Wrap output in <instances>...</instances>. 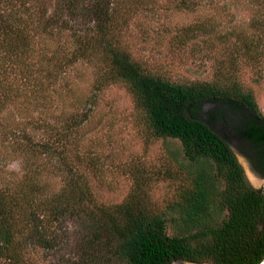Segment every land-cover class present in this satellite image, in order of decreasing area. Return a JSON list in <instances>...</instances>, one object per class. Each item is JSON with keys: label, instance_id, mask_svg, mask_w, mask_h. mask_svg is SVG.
Here are the masks:
<instances>
[{"label": "trees", "instance_id": "16d2710c", "mask_svg": "<svg viewBox=\"0 0 264 264\" xmlns=\"http://www.w3.org/2000/svg\"><path fill=\"white\" fill-rule=\"evenodd\" d=\"M203 1L0 0V111L14 106L20 114L33 115L43 106L42 118L35 121L47 134L41 140L24 134L16 143L23 169L0 185V264H42L32 251L55 248L56 237L48 236L51 226L67 218L75 222L77 236L62 264L264 260V186L256 188L245 179L225 129L234 137H251L264 168V114L253 90L224 68L211 80L175 79L151 69L123 38L135 17L179 8L196 11ZM223 8L211 15L199 10L180 24L165 21L161 33L169 31L168 41L182 45L204 35L226 41L233 31L223 25ZM141 24L147 30L150 22ZM251 25L264 29V6L254 10ZM238 37L235 58L258 60L260 40L246 32ZM78 59L94 65L101 84L127 87L152 135L181 142L192 176L166 209L153 206L138 190L120 203L97 201L86 172L96 165L85 153L84 139L85 150L71 140L80 134L84 117L69 109L48 117L49 90ZM52 153L63 171L58 189L49 188L42 161Z\"/></svg>", "mask_w": 264, "mask_h": 264}, {"label": "rangeland", "instance_id": "374dc122", "mask_svg": "<svg viewBox=\"0 0 264 264\" xmlns=\"http://www.w3.org/2000/svg\"><path fill=\"white\" fill-rule=\"evenodd\" d=\"M221 6H224L221 12L223 25H231L233 31L226 41L221 42L217 35L215 38L204 35L201 36L202 40H190L182 45L168 41L169 31L161 33L163 31L160 28H163L165 21L169 26L180 24L195 17L199 10V13L211 15ZM263 6L264 0L261 4L253 0H204L196 11L179 8L161 11V14L157 13L148 19L135 17L123 32V38L129 49L139 58L142 57L151 69L167 72L175 79L211 80L223 68L231 71L253 90L264 114V29L251 25L254 10ZM143 20L150 22V32L141 24ZM220 30L221 27L214 29ZM241 32H246L255 42L260 40L261 55L253 63L241 57L239 60L235 58ZM57 79L58 87L49 90L52 97L47 103L48 117L54 118L67 109L79 113L80 118L84 117L80 134L71 140L80 142L85 150L82 144L84 139L85 153L91 156L92 164L97 166L92 170L87 167L86 171L97 201L106 205L120 203L138 190L142 191L141 194L144 192L148 202L158 209L169 207L182 185L188 182L187 178L192 176L189 172L192 168L184 158L181 142L152 135L144 125L141 113L135 108L133 96L127 87L121 83L101 84L99 73L92 63L75 60ZM209 107L210 104H206L204 110L207 111ZM41 110L43 106L39 110H32L33 115L26 112L20 114L14 106L0 111V185L5 179L19 175L23 169V160L17 153L16 143L24 138V134L28 133L36 140L47 137L43 133L42 122L35 121L42 118ZM230 144L236 147L233 150L242 164L245 163L242 152L235 150L239 149L238 143L230 139ZM52 155L44 154L42 161L49 177L45 176L50 182L49 188L58 189L63 184V171ZM70 155L75 157V150ZM80 168L86 170L84 165ZM78 171L81 172L80 169ZM245 172L256 188L264 186V175L255 178L252 170L247 169ZM51 230L53 232L48 236L56 237L55 248H37L32 251V257L42 264H62L76 240L75 222L67 218L61 223H54ZM169 232H172L171 228Z\"/></svg>", "mask_w": 264, "mask_h": 264}, {"label": "flooded vegetation", "instance_id": "af4514ba", "mask_svg": "<svg viewBox=\"0 0 264 264\" xmlns=\"http://www.w3.org/2000/svg\"><path fill=\"white\" fill-rule=\"evenodd\" d=\"M218 124V122H217ZM223 123H219L220 127H222ZM226 131L228 132V134L230 135V137L232 138V140H234L235 142L238 143V147L241 150L242 153H244L247 158L249 159L252 168L254 169V171L258 174V175H264V168L263 166H261L260 162V158L258 155V150L260 149V147H258L259 145H256L252 142V138L251 137H234L235 135L233 133H231L230 131H228V129L225 127ZM245 134L247 135V131L245 132ZM178 264H190L189 261H185V260H179Z\"/></svg>", "mask_w": 264, "mask_h": 264}, {"label": "water", "instance_id": "95a60500", "mask_svg": "<svg viewBox=\"0 0 264 264\" xmlns=\"http://www.w3.org/2000/svg\"><path fill=\"white\" fill-rule=\"evenodd\" d=\"M231 146H232V148L234 149V148H236L234 145H232L231 144ZM237 152H239V150L240 149H235ZM241 151V150H240ZM241 153V152H240ZM241 154H243V156H242V158H243V161H245V163H243L242 164V162L240 161V163L242 164V166H243V168H244V170H252L254 173H253V176L255 177V178H257V177H260V175H258L255 171H254V169L252 168V165H251V163H250V161H249V159L247 158V156L244 154V153H241ZM236 155H237V153H236ZM237 157H238V155H237ZM239 159V158H238ZM248 174V173H247ZM252 175V174H251ZM248 176V175H247ZM250 176V175H249ZM179 261V260H178ZM178 261H174L172 264H178ZM189 263L190 264H201V263H198V262H190L189 261ZM203 264H207V263H203ZM260 264H264V260L260 263Z\"/></svg>", "mask_w": 264, "mask_h": 264}, {"label": "clouds", "instance_id": "9594fccd", "mask_svg": "<svg viewBox=\"0 0 264 264\" xmlns=\"http://www.w3.org/2000/svg\"><path fill=\"white\" fill-rule=\"evenodd\" d=\"M245 179L247 180V174L245 173ZM250 186H252V185H250ZM252 187H254V186H252ZM255 190V189H254Z\"/></svg>", "mask_w": 264, "mask_h": 264}]
</instances>
